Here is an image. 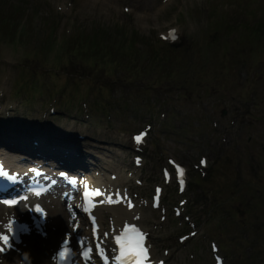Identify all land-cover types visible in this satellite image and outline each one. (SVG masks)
Instances as JSON below:
<instances>
[{"label":"rangeland","instance_id":"374dc122","mask_svg":"<svg viewBox=\"0 0 264 264\" xmlns=\"http://www.w3.org/2000/svg\"><path fill=\"white\" fill-rule=\"evenodd\" d=\"M210 5L224 9H210L207 17ZM1 11L0 86L7 83L3 75L11 80L0 100L4 107L11 105L16 117L45 121L68 137L86 136L78 141L89 152L85 158H109L115 168L103 167L110 172L130 168L126 140L150 122L143 194L160 180L167 156L189 169L183 196L197 228L179 226L168 214L153 234L157 257L167 248L166 264H213L210 246L218 245L225 264H264V258L258 263L264 257V0H0ZM248 22L255 31L244 29L245 42L229 39V29L238 35L236 27ZM171 26L179 30L177 50H158L157 33ZM98 29L104 32L100 39ZM132 40L142 49H134ZM106 41L109 46L101 48ZM186 46L188 54L182 53ZM237 51L240 57L234 56ZM183 56L192 57L193 69L178 73ZM58 95L52 115L51 97ZM78 99L91 102L88 121L76 115ZM95 139L117 155L93 149ZM202 155L208 167L200 180L193 163ZM193 177L200 181L199 193ZM173 193L174 187H165L169 204ZM143 212L151 215L149 209ZM157 222L153 213L143 226ZM192 228L197 234L178 244L176 236Z\"/></svg>","mask_w":264,"mask_h":264},{"label":"bare ground","instance_id":"6f19581e","mask_svg":"<svg viewBox=\"0 0 264 264\" xmlns=\"http://www.w3.org/2000/svg\"><path fill=\"white\" fill-rule=\"evenodd\" d=\"M132 14H133V12H132ZM10 125H12L13 127L18 126L16 122L11 123V124L4 123L3 129H4V133L7 135L4 138V140L9 137L10 139H12V141L8 140L9 142H15L16 144H18L17 139H14L13 135L10 136L5 131V129L7 127H9ZM42 126L43 125L36 126L35 124L30 123L29 124V130L25 129V130H21L19 132L28 143L30 138L32 137V135H36L39 131L38 129H40ZM30 132H31V134H30ZM39 143H40V145L37 147L38 149L51 150V146L54 147L53 151H55L58 154L61 161H64L63 165H66L67 162H71L73 164L82 163V157H83L82 153L78 150L77 146L75 145V142L71 141L67 137H59L57 139H49V140L39 141ZM62 143H65L68 146V151L70 150V153L67 152L66 155H63L59 151L60 145ZM16 144L8 145V143H6L5 148L16 149V148H18V146ZM77 153H80V155L77 156ZM48 209H49L48 218L50 221L48 223H44V224H46L44 226H42V224L40 223L41 224L40 225L41 231L46 233L42 237L41 249L37 248L38 246H40V240H37V241L34 240V241H31L30 244L27 243L26 249L24 250V252H25L24 255H25L26 259L34 262L35 264H42L43 262L49 261L50 254L52 252V248L54 247V245L57 242L55 238L60 234L61 229L64 225L65 217H66V214H65L63 209H59V210L51 209V208H48ZM105 209L106 208H98V211L101 212ZM111 209H113V210H111L112 213L119 214L118 218L121 220L126 217V214H128L119 208H117V209L111 208ZM1 215H3V213H2V210L0 209V216ZM14 215L20 221H24V219H26V218L22 219L23 214L19 210L14 211ZM29 218H32V217H29ZM35 219H38V217H35ZM3 227H4V223H2L0 225V229H2ZM29 234H32V235L28 236L27 240L32 239L38 235V233L35 231V229L32 232H30ZM153 239H154L153 236L150 237V240L153 241ZM10 253H12V252H10ZM9 256L12 258L16 257L14 254H9Z\"/></svg>","mask_w":264,"mask_h":264},{"label":"snow or ice","instance_id":"6c2138e0","mask_svg":"<svg viewBox=\"0 0 264 264\" xmlns=\"http://www.w3.org/2000/svg\"><path fill=\"white\" fill-rule=\"evenodd\" d=\"M141 137H136L139 141ZM7 242L6 237H0ZM118 243H120L121 248L124 250L125 254L132 257H138L143 254V233L139 229L133 227H125L123 233L118 238ZM62 255H65L62 253Z\"/></svg>","mask_w":264,"mask_h":264}]
</instances>
